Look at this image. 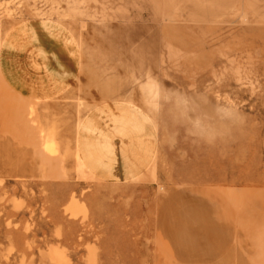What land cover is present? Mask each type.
Returning <instances> with one entry per match:
<instances>
[{"label": "rangeland", "instance_id": "1", "mask_svg": "<svg viewBox=\"0 0 264 264\" xmlns=\"http://www.w3.org/2000/svg\"><path fill=\"white\" fill-rule=\"evenodd\" d=\"M221 263L264 264V0H0V264Z\"/></svg>", "mask_w": 264, "mask_h": 264}, {"label": "bare ground", "instance_id": "2", "mask_svg": "<svg viewBox=\"0 0 264 264\" xmlns=\"http://www.w3.org/2000/svg\"><path fill=\"white\" fill-rule=\"evenodd\" d=\"M240 256V255H239ZM229 258V257H228ZM226 262L228 263V260H226ZM222 264V263H221Z\"/></svg>", "mask_w": 264, "mask_h": 264}]
</instances>
